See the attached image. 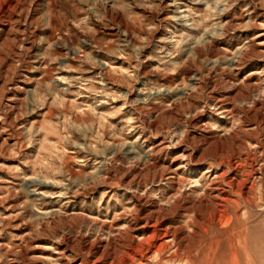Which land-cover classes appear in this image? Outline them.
Masks as SVG:
<instances>
[{
    "label": "rangeland",
    "instance_id": "374dc122",
    "mask_svg": "<svg viewBox=\"0 0 264 264\" xmlns=\"http://www.w3.org/2000/svg\"><path fill=\"white\" fill-rule=\"evenodd\" d=\"M0 264H264V0H0Z\"/></svg>",
    "mask_w": 264,
    "mask_h": 264
}]
</instances>
